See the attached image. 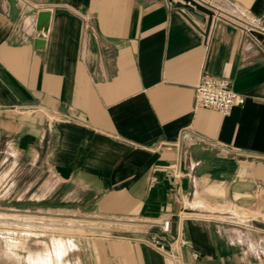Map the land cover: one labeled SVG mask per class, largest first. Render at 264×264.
<instances>
[{
	"label": "crops",
	"instance_id": "0c3cea01",
	"mask_svg": "<svg viewBox=\"0 0 264 264\" xmlns=\"http://www.w3.org/2000/svg\"><path fill=\"white\" fill-rule=\"evenodd\" d=\"M197 1L0 0V264H264V0Z\"/></svg>",
	"mask_w": 264,
	"mask_h": 264
},
{
	"label": "built area",
	"instance_id": "2783aa9c",
	"mask_svg": "<svg viewBox=\"0 0 264 264\" xmlns=\"http://www.w3.org/2000/svg\"><path fill=\"white\" fill-rule=\"evenodd\" d=\"M216 16L229 22H237L239 20L232 14H223L222 12H217ZM245 97L233 90L230 81L225 79L221 80L211 75H204L196 87L197 104L219 110L223 116H228L234 107L243 106L246 102ZM160 230L162 234H169L171 230V219L167 218L162 220L160 222ZM150 244L165 256L180 263L179 249L187 244V241L177 238L167 248L163 243V237L154 234L150 239Z\"/></svg>",
	"mask_w": 264,
	"mask_h": 264
},
{
	"label": "water",
	"instance_id": "95a60500",
	"mask_svg": "<svg viewBox=\"0 0 264 264\" xmlns=\"http://www.w3.org/2000/svg\"><path fill=\"white\" fill-rule=\"evenodd\" d=\"M184 2H187L188 4L194 6L195 8H197L198 10L204 12L205 14L208 15V17H210V21L213 17V12L208 9L207 7H205L204 5H202L201 3H199L197 0H183ZM49 16L48 13L46 12H42L39 15V21L41 22L43 18Z\"/></svg>",
	"mask_w": 264,
	"mask_h": 264
},
{
	"label": "rangeland",
	"instance_id": "374dc122",
	"mask_svg": "<svg viewBox=\"0 0 264 264\" xmlns=\"http://www.w3.org/2000/svg\"><path fill=\"white\" fill-rule=\"evenodd\" d=\"M221 211L225 212V213H229V214H232V215H236L238 214L237 216H246L245 212L243 211H236V210H233L232 208L230 207H223L220 209ZM78 224V223H77ZM80 224H85V223H80ZM88 224H91V225H96V223H88ZM99 225V224H98ZM110 226V225H109Z\"/></svg>",
	"mask_w": 264,
	"mask_h": 264
}]
</instances>
